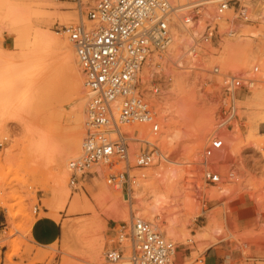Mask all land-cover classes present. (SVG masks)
<instances>
[{"label":"rangeland","instance_id":"374dc122","mask_svg":"<svg viewBox=\"0 0 264 264\" xmlns=\"http://www.w3.org/2000/svg\"><path fill=\"white\" fill-rule=\"evenodd\" d=\"M50 1L59 6L60 11H72L77 17L73 24L79 22L77 4L70 0ZM95 1L90 0V6ZM257 3L264 7V0H257ZM261 7L255 15L252 12L249 22L231 16L229 21L234 19L232 23L224 27L219 25L220 29L212 39L199 45L196 61L188 49L193 44V38L200 40L206 26L203 20L188 35H183L181 29L178 30L181 35L176 47H171L165 54L152 55L150 62H163L161 69H154L153 76L160 93L154 96L145 93V98H148L149 103L156 101L155 106H150L160 122V132L155 136L160 138V142L155 149L156 160L147 168L135 167L136 157L147 145L140 142V148L134 155H130L129 147L131 175L135 176L137 182L134 187L138 186L141 195L138 200L132 204L125 201L124 195L128 194L126 185L122 188L108 185L104 177L108 169L104 166L103 170L99 167L92 174L83 175L76 189H73L74 193H82L85 188L91 197L100 191L101 184L104 183L111 192V198L102 202L103 207L98 206L99 213H103V209H115L128 214L132 211L130 215L153 221L160 228L163 220L152 209L156 205L153 189L143 184L146 180L153 179L149 176L150 169H158L161 165L168 166V159L176 160V165L184 169L183 173L186 170V178L180 182V188L183 189V185L190 182L189 179L196 186L194 188H202L199 194H195L198 197L195 210L178 226L182 227L179 228L180 231L187 234L186 239L176 243L166 237L176 244V252L181 255L176 264H208L213 258L220 259L224 264H264V105H247L248 99L257 90L264 89V13ZM84 20L89 24L86 13ZM55 24L52 30L63 36V25ZM229 27L234 31L233 36L227 33ZM11 43L9 34L0 31V48L9 50ZM231 43L249 48V57L244 58L237 48L227 50L226 45ZM255 66L259 67L256 74L253 73ZM215 67H219V72H215ZM79 74L83 89L79 99L71 94V78L67 75L61 85L49 95L37 116L30 110L26 114L23 112L25 117L21 113L17 119L0 122V131L4 127V132L0 135V264H63L64 258L70 264H101L105 250L113 246L114 224L121 226L130 219L125 222L108 219L107 228L98 241L106 245L100 251L92 249L90 255H86V251L76 256L72 254L70 249L74 242L63 232L59 239L57 236L52 237L44 246L36 243L39 241L36 230L42 221L49 220L58 223L60 227V222L63 225L70 219L65 207H60L58 203L64 189L71 185L70 177L67 184L56 185L54 182L57 171L45 172L34 165L36 163H33L32 157L37 146L33 145L37 143L35 141L39 142L41 134L52 130L64 146L77 129L81 132V144L87 90L83 86L82 72ZM231 75L254 77L257 80L254 86H243L235 92L238 99L235 119L240 129V138L235 146L232 140L234 122L231 123L232 126L223 129L217 126L225 112V103L229 100L224 80ZM178 79L186 81L184 92L177 89ZM142 82L145 83L143 79ZM156 105H162L163 112L166 111V122L161 120V113ZM79 116L82 117L77 121ZM35 119L39 122L33 133L35 136L32 135L33 140L26 127L34 123ZM161 137L166 138L165 144L161 143ZM212 137H221L225 144L219 164L215 165L222 173L221 182L217 185L206 182L202 174L203 151ZM30 138L32 142L28 143ZM29 144L34 149L29 148ZM80 151L81 146L75 152L76 156ZM142 174L145 176L142 177ZM118 191L121 192V198L118 197L120 200L113 196ZM116 201L118 205L121 202L123 209ZM3 203L11 208L13 218L9 217L8 207L2 205ZM36 206L39 208L38 213L34 211ZM91 215L92 213L85 216Z\"/></svg>","mask_w":264,"mask_h":264},{"label":"built area","instance_id":"2783aa9c","mask_svg":"<svg viewBox=\"0 0 264 264\" xmlns=\"http://www.w3.org/2000/svg\"><path fill=\"white\" fill-rule=\"evenodd\" d=\"M70 1L77 4L78 13H86L89 24L81 19L76 24L63 26L87 90L81 151L68 163L69 184L76 187L83 175L104 166L108 169L104 174L107 184L115 188L126 185L129 194L135 183V176L131 175L130 142L136 140L147 145L136 157L138 168L154 163L158 146L141 139L144 133L138 129L131 138L125 128L139 124L147 126L152 135L160 132V122L145 98L146 92L159 94L160 88L152 79L150 88L146 89L148 83L142 82L140 73L152 54L164 53L171 44L173 17L178 15L183 26L192 25L207 6H213V15L205 20L201 41L197 40L208 42L219 31L217 21L228 13L234 19L251 21L252 4L257 0H185L183 3L180 0H96L93 6L90 0L85 4L86 0ZM227 33L234 35L230 27ZM190 53L198 54L195 42L190 46ZM215 72H219V67H215ZM258 72L259 67L255 66L253 73ZM256 81L243 75L226 77L224 85L229 100L218 128L228 127L236 118V90L252 87ZM224 150L221 137H212L204 148L202 174L206 182L213 185L221 182L222 173L212 161L221 158ZM34 211L38 213L39 208L36 206ZM113 232V246L105 250L101 264H167L177 250L157 223L136 215L121 226L115 223Z\"/></svg>","mask_w":264,"mask_h":264},{"label":"bare ground","instance_id":"6f19581e","mask_svg":"<svg viewBox=\"0 0 264 264\" xmlns=\"http://www.w3.org/2000/svg\"><path fill=\"white\" fill-rule=\"evenodd\" d=\"M87 1L89 0H86L84 4L87 3ZM180 1L182 3L185 2V0ZM260 7L261 5L257 2L252 4L254 15L260 9ZM261 8L262 12L264 13V7L262 6ZM213 11V6H207L202 11L203 14L201 17L194 24L187 26L182 25L178 15L174 16L172 23L173 40L168 46L167 50H170L171 47H176L177 41L180 39L179 36L181 34L188 35L191 30L195 29L196 26L198 28V23L201 20L205 22L208 17L213 15ZM84 13L77 14L79 20H84ZM231 16L233 15L228 13L224 18L218 20V28L219 25L220 27H224L226 24H229L230 22L232 23L234 19L230 21L227 19ZM76 19L77 17L72 11H60V7L52 3L50 0H0V31L7 32L12 40L11 49L2 50L0 48L1 123L5 120L17 119L21 113H25L26 111L30 110L33 111L37 116L44 106L46 100H48L49 95L54 92L59 85H61V82L64 80V78L66 79L67 75H70L71 78V94L75 99L80 98L83 92L79 74L81 68L77 62L75 50L72 47L71 42L69 41L64 30L63 36H60V33H56V31L54 32L52 30V27L55 23H59L63 26H69L73 24ZM178 30H180L181 34L178 33ZM194 42L198 49L202 42L193 38V43ZM234 48H237V50L242 55H244V58L249 57L251 52L249 48L240 47L239 45L232 43L226 45L227 50H233ZM188 50L193 60L196 61L195 59L197 58L198 54L193 56L190 53V48ZM152 55L148 58L143 70L140 73V78H142L145 83H148L146 89L150 88L149 84L155 75L154 69H161L163 66V62H150ZM192 62L193 61H191V63ZM148 65H150V67ZM195 65L192 67H195ZM146 66H148V68ZM251 78L256 80L254 77ZM185 83V79L177 80L176 86L179 92H184ZM146 93L153 96L156 95L150 91ZM237 103L238 99L236 97V106L238 112ZM256 103H258V105H264V89L257 90L254 95L248 99L247 105L252 107L255 106ZM155 104V100L150 101L151 106H155ZM185 105L186 102L184 106ZM156 107L161 113V120L166 122V111L165 113L163 112L162 105H156ZM25 114L23 117L26 116ZM81 117L82 116H79L77 121H79ZM38 122L39 121L35 119L34 123L26 127V130L28 134L31 135V137L35 136L33 133L38 126ZM233 122L234 125L232 131V140L235 146L237 144V140L240 138V129L237 119H235ZM137 129L144 133V136L140 137L141 139L149 140L158 146L160 138H155V136L158 134H150L147 131V126L133 124L125 128V130L130 133L131 138L135 137V130ZM3 132L4 127H2V130L0 131V135H2ZM80 137L81 132L79 129H77L70 135L67 142L68 144L62 146L58 140V137L52 130H48L47 132L41 134V137L39 136V142L35 141L37 143L33 145L34 147L37 146L35 152L33 151L34 155L32 157L34 161L33 163H36L34 165H37L38 169L41 168L45 172L57 171L58 175L54 182L56 185L67 184L71 175V172L68 170V160L70 158L72 159L73 157L75 158V152L80 149ZM162 138L163 137H161V143L165 144L166 138ZM27 142L31 143V138ZM202 145L203 142L201 143L200 148ZM33 146L30 145L29 148L34 149ZM139 148L140 142L132 140L130 142V155H134V153L137 152ZM167 159L168 158H166V160ZM218 160L219 158L212 161V163L217 165L219 164ZM168 162V166L161 165L158 169H150L149 176L153 179L150 181L146 180L144 182L145 184H142L153 189V195L156 198V205L153 206V208L151 205V208L163 220L162 224H160V231L165 237L171 238L176 243H178L187 237V234L184 231L179 230V228L182 229V227L178 226L188 214H191L192 211L195 210L198 198L195 197V194H199V191H201L202 188L201 190L194 188L196 186H193L194 183L192 179H189L190 182H188L185 186L183 185V189L180 188V182L186 178V170L185 173H183L184 169L180 166H177V161L173 160V158L168 159ZM101 168L102 166L100 169ZM136 182L137 181H135V183L132 185V190L129 193V196L124 195L125 201L131 204L133 201L138 200L141 197L139 189L137 188L138 186L134 187ZM100 188V191H98L93 196L91 195L90 197L85 188L83 189L82 193H74L73 189L75 190L76 187L69 186L64 189L62 199L58 203L60 207H65L67 216L70 217V219L63 223L62 232L69 240L74 242V246L70 249V252L75 254V256L85 252L86 249H94L96 243L100 239L102 232L107 228L108 219L125 222L128 220V218L133 216L130 215L132 211L128 214L125 212L123 213L121 211H116L115 209L112 211H105V209H103V213H99L98 206L100 208L103 207L102 202L111 198V192L108 186L102 183ZM120 195V191L113 193V196L117 198L120 197ZM213 196H216L215 192L213 193ZM120 203L119 205L122 207V204ZM2 205L8 207L9 217L13 218L14 214L12 213L11 208L5 203ZM91 213L92 215L87 216L88 219H86L85 215ZM103 217H106L107 219H104ZM74 224H79V226H76V228L73 229L72 225ZM103 244V242L100 243V250L104 248ZM180 256V253L176 252L167 264H176ZM63 264H70V261L67 258H64Z\"/></svg>","mask_w":264,"mask_h":264},{"label":"crops","instance_id":"0c3cea01","mask_svg":"<svg viewBox=\"0 0 264 264\" xmlns=\"http://www.w3.org/2000/svg\"><path fill=\"white\" fill-rule=\"evenodd\" d=\"M52 206H53V204H52ZM52 206H51V209H53ZM54 214H52V218L54 217ZM86 219H88V217H86ZM0 225H2L1 216H0ZM76 226H79V224L78 225H76V224L72 225V228L74 229V228H76ZM55 233H56V235H55ZM61 235H62V224H61V222H60V227H59L58 223L56 224L52 221L44 220L39 225V228L36 230V237L39 240L36 243L40 244V245L47 244L52 237L55 238V236H57V238L59 239ZM105 245H104V247H105ZM95 246H96V247H94L95 250L100 251V248H99L100 243L98 242ZM92 252H93L92 249H90V250L86 249V255H90V254H92ZM208 264H224V263L221 262L220 259L213 258L209 261Z\"/></svg>","mask_w":264,"mask_h":264}]
</instances>
